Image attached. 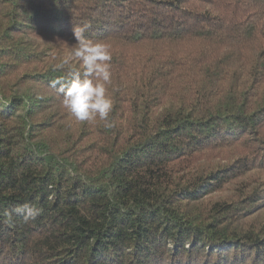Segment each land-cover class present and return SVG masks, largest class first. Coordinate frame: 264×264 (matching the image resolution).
Wrapping results in <instances>:
<instances>
[{
  "label": "trees",
  "instance_id": "16d2710c",
  "mask_svg": "<svg viewBox=\"0 0 264 264\" xmlns=\"http://www.w3.org/2000/svg\"><path fill=\"white\" fill-rule=\"evenodd\" d=\"M84 24L111 130L66 112L80 66L40 42ZM4 211L0 264H264V0H0Z\"/></svg>",
  "mask_w": 264,
  "mask_h": 264
},
{
  "label": "clouds",
  "instance_id": "9594fccd",
  "mask_svg": "<svg viewBox=\"0 0 264 264\" xmlns=\"http://www.w3.org/2000/svg\"><path fill=\"white\" fill-rule=\"evenodd\" d=\"M90 25L72 27V36L75 43L69 46V51L58 65L64 68L76 62L80 69H70L68 74L53 82V87L59 85L60 103L66 112L79 122H103L106 130L116 127V122L110 118L113 110V99L108 94L107 86L112 82L110 46L102 40H92L85 36ZM66 43V42H65ZM23 214V221H34L40 214V209L32 204L25 203L14 209ZM4 222L13 223L10 212L2 214Z\"/></svg>",
  "mask_w": 264,
  "mask_h": 264
},
{
  "label": "rangeland",
  "instance_id": "374dc122",
  "mask_svg": "<svg viewBox=\"0 0 264 264\" xmlns=\"http://www.w3.org/2000/svg\"><path fill=\"white\" fill-rule=\"evenodd\" d=\"M40 42H42L43 44H48L49 48L51 50H60L61 53L60 55L62 57H65V55L68 53L69 51V46L73 45V43L70 42H66L65 41H59V40H47V39H41Z\"/></svg>",
  "mask_w": 264,
  "mask_h": 264
}]
</instances>
